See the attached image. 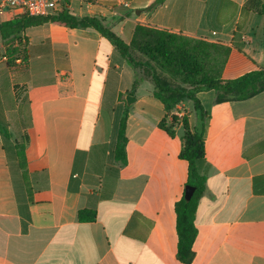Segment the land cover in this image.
<instances>
[{"label":"crops","instance_id":"0c3cea01","mask_svg":"<svg viewBox=\"0 0 264 264\" xmlns=\"http://www.w3.org/2000/svg\"><path fill=\"white\" fill-rule=\"evenodd\" d=\"M250 1L69 0L68 9L103 17L127 43L142 24L228 47L223 77L234 79L264 68V17ZM22 12L1 13L0 24ZM23 36L29 68L0 59V129L9 134L0 130V264H183L184 129L159 127L166 112L153 83L132 93L133 68L96 30L47 23ZM197 97L208 114L207 184L191 264H264V92L224 103L215 91ZM126 110L122 163L115 150ZM186 113L193 128L188 100L176 112ZM82 210L97 219L80 221Z\"/></svg>","mask_w":264,"mask_h":264},{"label":"trees","instance_id":"16d2710c","mask_svg":"<svg viewBox=\"0 0 264 264\" xmlns=\"http://www.w3.org/2000/svg\"><path fill=\"white\" fill-rule=\"evenodd\" d=\"M68 2L69 0L61 11L52 15L32 17L23 11L0 24V40L5 47L7 66L12 71L27 70L29 43L23 33L28 28L51 23L63 27L93 29L100 33L133 68L135 81L132 93L145 79L153 83L154 97L162 102L166 112L159 127L170 135L174 134L177 125L184 129L180 158L189 164L186 187L191 186L195 191L191 200H186L184 195L176 204L178 259L183 264H191L197 237L196 212L207 184L203 169L208 114L197 95L215 91L217 103L249 100L264 92V68L238 78L226 79L223 72L231 53L228 47L142 24L136 26L131 41L127 43L106 24L103 17L75 16L68 9ZM158 3L149 9H153ZM252 4L264 17V1L252 0L250 5ZM187 100L194 104L196 125L193 128L187 113L183 118L176 114L177 107ZM127 120L128 110L120 122L115 150L116 159L122 163L126 162ZM169 120L170 124L167 126ZM0 130L5 138H9L6 128ZM78 219L93 222L97 219V214L92 210H82L78 213Z\"/></svg>","mask_w":264,"mask_h":264},{"label":"built area","instance_id":"2783aa9c","mask_svg":"<svg viewBox=\"0 0 264 264\" xmlns=\"http://www.w3.org/2000/svg\"><path fill=\"white\" fill-rule=\"evenodd\" d=\"M67 5V0H0V14L9 10H22L32 17L48 16L61 11ZM129 7V3H122ZM114 8H112L113 11ZM7 61L5 55L1 58ZM182 118L183 114L177 115Z\"/></svg>","mask_w":264,"mask_h":264},{"label":"water","instance_id":"95a60500","mask_svg":"<svg viewBox=\"0 0 264 264\" xmlns=\"http://www.w3.org/2000/svg\"><path fill=\"white\" fill-rule=\"evenodd\" d=\"M130 98H132V97H128V98L126 99V101H127V105H128V106H131V105H132V103L130 102ZM133 100H134V99H133ZM194 191H195V189H194L193 187H191V186L186 187V191H185V199H186V200H191V198H192L193 195H194Z\"/></svg>","mask_w":264,"mask_h":264},{"label":"rangeland","instance_id":"374dc122","mask_svg":"<svg viewBox=\"0 0 264 264\" xmlns=\"http://www.w3.org/2000/svg\"><path fill=\"white\" fill-rule=\"evenodd\" d=\"M233 67V66H232ZM227 76H230V72H227V74H226Z\"/></svg>","mask_w":264,"mask_h":264}]
</instances>
